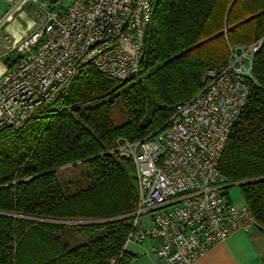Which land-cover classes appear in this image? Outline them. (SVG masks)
I'll list each match as a JSON object with an SVG mask.
<instances>
[{"label":"trees","instance_id":"1","mask_svg":"<svg viewBox=\"0 0 264 264\" xmlns=\"http://www.w3.org/2000/svg\"><path fill=\"white\" fill-rule=\"evenodd\" d=\"M259 41L249 95L220 168L223 184L245 182V203L264 233V0H154L138 75L121 82L91 68L77 79L82 87L74 88L76 80L64 100L23 128L0 133V264H133L128 222L112 218L137 207L136 169L110 150L121 137L136 142L157 132L177 105L202 90L207 70L229 64L230 47ZM127 84L129 118L114 125L115 92ZM82 164L89 169L80 175L85 180L70 193L57 172ZM34 217L111 220L76 225L102 233L71 248L62 244L65 224Z\"/></svg>","mask_w":264,"mask_h":264},{"label":"built area","instance_id":"2","mask_svg":"<svg viewBox=\"0 0 264 264\" xmlns=\"http://www.w3.org/2000/svg\"><path fill=\"white\" fill-rule=\"evenodd\" d=\"M4 1L0 34L24 12L36 27L8 50L16 57L0 73V133L23 128L64 100L91 68L121 82L139 74L154 0H71L60 7L55 0ZM261 45L230 47L229 64L207 70L204 89L177 105L161 129L136 142L116 141L109 153L131 159L138 182L137 207L119 218L130 228L126 246L157 240L147 255L195 264L232 234L256 227L246 204L224 196L231 184L222 186L220 160L246 104Z\"/></svg>","mask_w":264,"mask_h":264},{"label":"rangeland","instance_id":"3","mask_svg":"<svg viewBox=\"0 0 264 264\" xmlns=\"http://www.w3.org/2000/svg\"><path fill=\"white\" fill-rule=\"evenodd\" d=\"M55 1L58 7H60L61 5L67 6L71 2V0H55ZM7 7H8L7 3L3 0L2 3L0 4V8L2 9V11H5V8ZM35 27L36 25L33 24V19L31 18V16L27 12H24L22 15L17 17L14 22H11L8 25V28L2 34H0V69L8 66L7 65L8 59L14 60L16 57L15 53L8 52V50L12 49L13 46L19 43L22 37H24L30 31V29H34ZM6 35H8L9 38L11 39L9 43L5 39ZM128 86H129L128 84L123 85L122 87H119L115 92L116 97L114 99L113 106L110 112V117L114 125H122L126 123V121H128L129 117L127 114L125 101L123 97V93L125 90H127ZM77 87H82L81 80H77L75 82L74 88L77 89ZM202 89H204V87ZM81 107H85V106H81ZM118 157L124 158L122 156H118ZM88 170L89 169L86 164L79 165L77 168H73L72 166L71 167L69 166V167L60 169L57 172V178L58 180H60L61 184H63L65 188L67 186L68 188H70L71 190L69 191L70 193H73L79 189V187L77 186V182L85 180V178L84 177L82 178V176L80 175L83 174L84 172L86 173ZM238 183L244 184L245 182H238ZM235 184L236 183L231 184L230 187L225 190L227 193L226 199L228 201H231L233 204L237 206L245 205L246 204L245 199L242 193V189L240 187L241 184L239 185L237 184L235 185ZM83 186H86V185H83ZM222 186H226V185L223 184ZM149 217H150V214L146 215L144 218L147 219ZM119 218L120 217L112 218V220L119 219ZM32 219L39 220V221L65 224L66 228L64 229V231H60L62 235V244L69 245L71 248H75L76 246L83 245L87 241H90L92 238H95L102 233L101 229H95V228L86 229L81 226H76L80 224L78 223L79 220L58 221V220H44V219L35 218V217ZM107 220H111V219H107ZM107 220L96 221V222L104 223V222H107ZM127 250L132 255H134V264H158L156 263L157 260H155L156 256L152 257V258H155L154 259L155 262H152L151 259L148 257L149 255L146 256L144 252L141 250V248L137 245L129 243L127 245ZM230 250L231 249H229V251ZM39 261L40 260L38 259L37 260L32 259V263H38Z\"/></svg>","mask_w":264,"mask_h":264},{"label":"crops","instance_id":"4","mask_svg":"<svg viewBox=\"0 0 264 264\" xmlns=\"http://www.w3.org/2000/svg\"><path fill=\"white\" fill-rule=\"evenodd\" d=\"M5 67L0 69L4 72ZM156 241L150 240L139 246L146 256L155 246ZM229 249H231L229 251ZM264 233L258 226L249 231H239L231 237L212 248L203 258L195 264H264ZM152 262H155L150 255ZM156 263L167 264L158 258ZM134 264V262H133Z\"/></svg>","mask_w":264,"mask_h":264},{"label":"water","instance_id":"5","mask_svg":"<svg viewBox=\"0 0 264 264\" xmlns=\"http://www.w3.org/2000/svg\"><path fill=\"white\" fill-rule=\"evenodd\" d=\"M236 184L239 185V184H241V183H236ZM236 184H235V185H236ZM260 229H261V228H260ZM261 230H262V229H261Z\"/></svg>","mask_w":264,"mask_h":264}]
</instances>
